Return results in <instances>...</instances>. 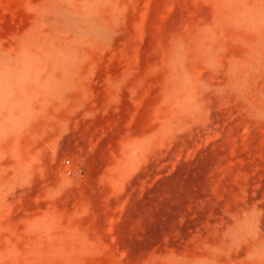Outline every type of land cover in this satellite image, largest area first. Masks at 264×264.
I'll return each instance as SVG.
<instances>
[{"label":"rangeland","instance_id":"374dc122","mask_svg":"<svg viewBox=\"0 0 264 264\" xmlns=\"http://www.w3.org/2000/svg\"><path fill=\"white\" fill-rule=\"evenodd\" d=\"M0 264H264V0H0Z\"/></svg>","mask_w":264,"mask_h":264},{"label":"built area","instance_id":"2783aa9c","mask_svg":"<svg viewBox=\"0 0 264 264\" xmlns=\"http://www.w3.org/2000/svg\"><path fill=\"white\" fill-rule=\"evenodd\" d=\"M66 162V164H69V161L67 160V161H65Z\"/></svg>","mask_w":264,"mask_h":264}]
</instances>
